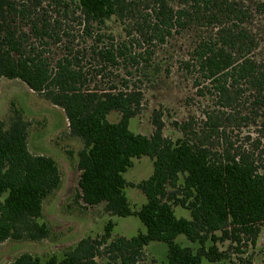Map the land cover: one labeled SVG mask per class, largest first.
<instances>
[{
    "label": "trees",
    "instance_id": "1",
    "mask_svg": "<svg viewBox=\"0 0 264 264\" xmlns=\"http://www.w3.org/2000/svg\"><path fill=\"white\" fill-rule=\"evenodd\" d=\"M42 1L50 3L49 17L35 13ZM255 10L264 15V2ZM249 13L237 0H0V80H17L64 112L69 136L82 144V204H102L110 215L135 217L145 228L111 240L109 222L102 236L79 240L60 258L22 254L12 264H98L100 255L116 253L103 264H137L140 248L151 243H167L165 264H216L226 255L215 253L202 234L229 230L224 234L232 239L257 237L255 224L264 223V62L255 59L258 40L246 27ZM112 21L121 30L117 35L106 30ZM64 22L76 24V44ZM183 33L189 45L179 69L209 105L200 120L174 122L180 134L174 140L163 136L160 112L150 136L133 133L129 123L142 109L139 79L158 74L155 51ZM62 37L71 40L51 60L46 48ZM95 77L106 87L100 89ZM240 108L239 126H254V132H244L236 144L225 121H236L232 112ZM112 113L118 115L114 122ZM27 128L18 115L8 125L0 120V244L47 238L43 201L61 184L55 160L29 152ZM142 157L151 160L152 173L134 185L145 203L133 210L125 194L132 184L123 175ZM177 207L189 217H177ZM178 237H195L196 248L175 243Z\"/></svg>",
    "mask_w": 264,
    "mask_h": 264
},
{
    "label": "rangeland",
    "instance_id": "2",
    "mask_svg": "<svg viewBox=\"0 0 264 264\" xmlns=\"http://www.w3.org/2000/svg\"><path fill=\"white\" fill-rule=\"evenodd\" d=\"M14 3L31 5L34 0H11ZM249 8V21L246 27L256 36L258 48L255 59L264 62V15L255 10L257 2L264 0H237ZM48 1H42L35 13H48L51 8ZM31 9V7H30ZM107 31L115 35L121 32L117 23L112 21ZM73 36L74 44L78 37L76 24L64 22L62 27ZM62 36V35H60ZM188 33L176 35L165 46L155 51L153 59L159 64L160 71L150 80L142 79L138 83L142 92V109L138 116L129 123L133 133L150 136L154 130L152 118L155 112L162 114L163 136L172 140L180 136L173 127L174 122L182 123L190 116L199 120L201 110L209 105L206 99L196 97V88L191 76L179 69L177 60L184 49L188 47ZM71 39L62 37L61 43L50 46L47 56L55 60L64 53L66 42ZM75 48V46H74ZM88 58L85 63H88ZM93 65V64H92ZM88 68H90L88 66ZM168 69V71H166ZM90 70V69H89ZM91 72V71H90ZM93 78V72H91ZM121 71L120 75L123 76ZM138 74L135 76L136 80ZM95 77L94 81L100 89L105 88V80ZM236 112V113H235ZM232 112L236 121H225L226 130L232 136V142L239 144L244 132H254V126L246 128L240 124L243 108ZM18 115L28 124L27 145L30 153L53 158L58 166L61 184L42 205L43 222L48 227V236L40 241L7 240L0 244V264H12L22 254L40 257L46 260L52 256L60 258L63 253L73 248L79 240L102 236L104 227L110 222V239L115 237L131 238L137 233L145 232L142 223L135 217L120 218L105 211L104 205L86 207L78 199L77 189V153L81 150V142L68 134V123L64 112L53 106L42 96L31 92L24 84L17 80H0V120L5 124ZM109 120L114 122L118 115L112 113ZM242 125H243V121ZM239 126V127H238ZM238 142V143H237ZM152 173V162L147 157L134 160L132 168L127 170L123 177L132 185L125 189V194L133 210H137L145 203L142 193L134 187L140 181L147 179ZM177 217H189L188 212L176 208ZM259 233L256 238L240 236L232 239L224 233L229 230H220L202 234L207 237L206 245L212 247L217 254H225V260L216 264H264V223L255 224ZM195 238V237H193ZM193 238L178 237L175 243L182 247L196 248ZM167 243H151L140 248L142 253L137 264H165ZM118 254V253H116ZM103 254L96 258L98 264L107 262L110 256ZM119 264V263H112Z\"/></svg>",
    "mask_w": 264,
    "mask_h": 264
}]
</instances>
